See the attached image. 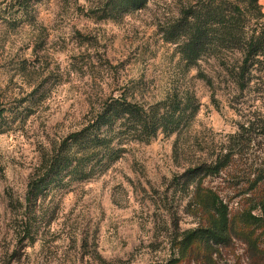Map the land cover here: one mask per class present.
I'll return each mask as SVG.
<instances>
[{
    "label": "rangeland",
    "instance_id": "374dc122",
    "mask_svg": "<svg viewBox=\"0 0 264 264\" xmlns=\"http://www.w3.org/2000/svg\"><path fill=\"white\" fill-rule=\"evenodd\" d=\"M88 5L0 0V105L11 117L0 135V264H264V214L254 210L264 184L253 185L263 170L264 71L242 90L234 69L213 59L202 63L212 84L198 78L164 41L162 27L178 13L172 0L119 22L88 18ZM183 89L200 103L191 127L128 144L103 175L28 209L41 154L106 99L127 90L156 103ZM228 149L240 154L227 169L192 183L190 169ZM208 191L229 207L230 240L184 250L185 232L211 225Z\"/></svg>",
    "mask_w": 264,
    "mask_h": 264
},
{
    "label": "trees",
    "instance_id": "16d2710c",
    "mask_svg": "<svg viewBox=\"0 0 264 264\" xmlns=\"http://www.w3.org/2000/svg\"><path fill=\"white\" fill-rule=\"evenodd\" d=\"M85 1L89 5L82 12L88 18L119 22L143 10L153 0ZM172 2L178 7V13L164 23V41L177 46L185 66L199 71L198 78L212 84V79L202 71V63L213 59L221 69H234L236 83L242 90L250 86L257 73L264 71V13L259 0ZM237 55L240 58L234 60ZM199 110L200 103L190 89L170 93L156 103H142L134 95H128L127 90L109 97L90 113L81 128L41 154L40 165L27 187L28 209L41 206L53 191L103 175L123 157L128 144H149L160 134L172 136L188 129ZM6 112L7 108L0 105V135L10 130L7 121L11 117L7 118ZM241 129L245 130V126ZM262 132L264 134V128ZM237 154L240 153L228 149L211 165L200 164L190 169L192 183L199 187L203 178L218 176ZM261 166L263 170L253 184L256 188L264 184V158ZM197 199L199 202V197ZM206 199L214 213L211 225L185 232L181 242L184 250L198 242L210 246L230 240L228 205L211 191L207 192ZM205 201L203 199V203ZM254 210L264 214V200L257 203ZM252 221L261 222L262 217L254 216Z\"/></svg>",
    "mask_w": 264,
    "mask_h": 264
}]
</instances>
